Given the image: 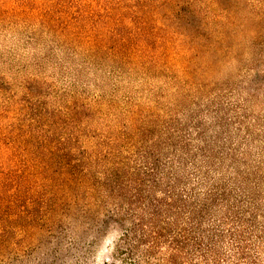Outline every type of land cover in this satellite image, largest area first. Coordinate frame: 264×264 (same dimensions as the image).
<instances>
[{"label":"rangeland","instance_id":"rangeland-1","mask_svg":"<svg viewBox=\"0 0 264 264\" xmlns=\"http://www.w3.org/2000/svg\"><path fill=\"white\" fill-rule=\"evenodd\" d=\"M202 115L264 225V0H0V264H127L108 173Z\"/></svg>","mask_w":264,"mask_h":264},{"label":"trees","instance_id":"trees-1","mask_svg":"<svg viewBox=\"0 0 264 264\" xmlns=\"http://www.w3.org/2000/svg\"><path fill=\"white\" fill-rule=\"evenodd\" d=\"M203 118L193 125L201 145H194L193 132L186 131L171 139L168 145L175 152L170 155L161 146L131 170L108 173L114 183L111 197L122 199L115 204L121 213L115 222L131 221L119 237L133 258L146 245L153 257L167 250L164 264H258L261 206L238 191L242 180L212 175L219 169L223 140ZM133 258L127 264H139Z\"/></svg>","mask_w":264,"mask_h":264}]
</instances>
